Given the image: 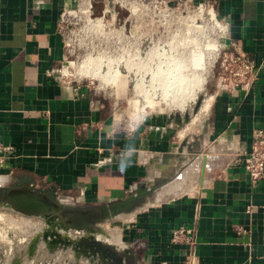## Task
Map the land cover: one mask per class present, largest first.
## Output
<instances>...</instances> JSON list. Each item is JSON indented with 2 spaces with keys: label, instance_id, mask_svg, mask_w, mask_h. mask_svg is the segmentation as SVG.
Wrapping results in <instances>:
<instances>
[{
  "label": "crops",
  "instance_id": "obj_1",
  "mask_svg": "<svg viewBox=\"0 0 264 264\" xmlns=\"http://www.w3.org/2000/svg\"><path fill=\"white\" fill-rule=\"evenodd\" d=\"M77 1L0 0V186L28 174L80 206L134 197L102 228L116 238L104 246L133 264H184L188 246L172 243L171 231L191 225L196 264H264V180L251 183L241 164L264 127V0H198L214 5L226 44L254 63L251 90L212 82L203 115L177 125L152 112L127 131L111 129L103 93L56 74L63 13Z\"/></svg>",
  "mask_w": 264,
  "mask_h": 264
},
{
  "label": "rangeland",
  "instance_id": "obj_2",
  "mask_svg": "<svg viewBox=\"0 0 264 264\" xmlns=\"http://www.w3.org/2000/svg\"><path fill=\"white\" fill-rule=\"evenodd\" d=\"M102 1V9L90 8L89 16L79 12L81 0L63 15L69 21L63 23L66 59L56 74L59 79L79 80L103 93L104 109L114 117L111 129L124 127L127 131L152 112L165 111L168 115L178 110L167 102L182 80L189 86L203 78L199 91L205 94L203 98L214 90L215 62L219 49L226 44L227 31L223 28L226 23L215 14L214 5L213 9L209 7L212 3ZM114 71L119 75H114ZM193 103L189 102L185 108L191 111ZM64 202L85 207L70 200ZM115 225L107 220L100 223L108 229ZM47 229L41 217L0 206V264L5 259L4 251L10 248L13 257L18 256V264H98L100 258L95 254L91 261L82 253L78 257L74 254L73 246L84 239L78 240L86 235L84 232L59 231V236L53 238ZM37 231L40 235L34 250L26 255V245ZM95 235L102 243L103 239L116 242L113 235L102 232ZM131 245L128 243L129 249ZM120 249L116 251L123 258ZM105 263L112 264L108 258H104Z\"/></svg>",
  "mask_w": 264,
  "mask_h": 264
},
{
  "label": "water",
  "instance_id": "obj_3",
  "mask_svg": "<svg viewBox=\"0 0 264 264\" xmlns=\"http://www.w3.org/2000/svg\"><path fill=\"white\" fill-rule=\"evenodd\" d=\"M204 95L201 92L196 95L191 111L185 109L183 112L179 110L169 112L166 118L167 123L182 125L190 122L192 116L199 111ZM134 201L135 198L130 197L124 201L88 207L69 205L59 198L54 185L36 186L34 179L28 174L21 175L11 185L0 186V206L24 215L41 217L50 228L52 237L59 236V231H82L90 235L95 244L99 242L95 233L102 231L100 223L110 220L121 212H127L128 206ZM46 234L45 232L43 236L46 237ZM39 235L40 231L35 232L28 241L26 255L33 252ZM78 238L81 241L84 237ZM22 255L23 253L20 257Z\"/></svg>",
  "mask_w": 264,
  "mask_h": 264
},
{
  "label": "built area",
  "instance_id": "obj_4",
  "mask_svg": "<svg viewBox=\"0 0 264 264\" xmlns=\"http://www.w3.org/2000/svg\"><path fill=\"white\" fill-rule=\"evenodd\" d=\"M209 7H213V4ZM215 63L217 68L215 83L218 90L238 88L247 92L253 88L258 79L254 63L233 41L221 46ZM241 164L251 183L264 180V127L252 131L250 147L242 156ZM194 233V225L176 227L171 231L172 243L188 246L184 264H196Z\"/></svg>",
  "mask_w": 264,
  "mask_h": 264
},
{
  "label": "bare ground",
  "instance_id": "obj_5",
  "mask_svg": "<svg viewBox=\"0 0 264 264\" xmlns=\"http://www.w3.org/2000/svg\"><path fill=\"white\" fill-rule=\"evenodd\" d=\"M81 1H82L83 5L82 4L78 5L79 12L81 11L82 13H85V14H87V16H89V12H90V8H91L90 7L91 1L90 0H81ZM210 8L213 9V7H210ZM67 10H70V8H66L64 10V13H63L64 15L66 14ZM213 10H210L211 15L214 14ZM214 17H215V15H214ZM223 28H226V26L225 27L223 26ZM84 71H86V70H84ZM114 73H115L114 75H116V76L119 75L118 71H114ZM89 75H85V76L88 77ZM94 75L95 74H92L91 76H94ZM60 80L64 81L65 79H60ZM75 81H76V83L80 82L79 80H75ZM203 83H204L203 78H198L195 82H193L189 86L184 80L180 81L179 85L177 86L178 90L176 89L173 92V94L170 95V99L167 103L175 106V108H177L179 111H183L184 109H186L185 107L189 102L193 103L195 101L196 95L199 93V91H201V89L203 87L202 86ZM165 85H166V83H164L163 87ZM167 95L168 94H166V96ZM209 104H210V97L207 96V97L203 98L202 103H201L200 108H199V111L197 112L196 116L203 115L208 110ZM193 116H195V115H193ZM100 232H102V231H100ZM100 232H96V233H100Z\"/></svg>",
  "mask_w": 264,
  "mask_h": 264
},
{
  "label": "flooded vegetation",
  "instance_id": "obj_6",
  "mask_svg": "<svg viewBox=\"0 0 264 264\" xmlns=\"http://www.w3.org/2000/svg\"><path fill=\"white\" fill-rule=\"evenodd\" d=\"M47 230L46 232L50 234V228ZM53 238L55 237L53 236ZM97 240L99 241L100 239ZM73 247L75 249L74 254L76 257H78V253H82L88 257L89 261H91L94 254L95 256H98L100 258L98 264H104V258H108L112 264H133V257L131 255H125L122 258V255H120L115 249L106 248L101 241L96 244L93 243L91 236L88 234L84 235V239L77 244V246ZM4 256L5 259L2 264H18V256L13 257L11 248L8 251H4Z\"/></svg>",
  "mask_w": 264,
  "mask_h": 264
}]
</instances>
